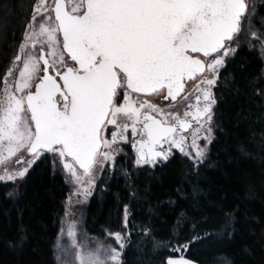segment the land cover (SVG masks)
Masks as SVG:
<instances>
[{"label":"trees","instance_id":"16d2710c","mask_svg":"<svg viewBox=\"0 0 264 264\" xmlns=\"http://www.w3.org/2000/svg\"><path fill=\"white\" fill-rule=\"evenodd\" d=\"M35 0H0V83ZM264 11V10H263ZM215 137L198 165L184 156L149 167L125 159L101 177L86 211L93 236L121 231L122 264H165L183 254L200 264H264V62L238 47L215 87ZM69 184L45 156L15 182L0 183V264H56Z\"/></svg>","mask_w":264,"mask_h":264},{"label":"water","instance_id":"95a60500","mask_svg":"<svg viewBox=\"0 0 264 264\" xmlns=\"http://www.w3.org/2000/svg\"><path fill=\"white\" fill-rule=\"evenodd\" d=\"M245 9L244 0H85V11L76 14L66 0H55L53 14L63 50L76 63V68L58 73L72 104L68 110L58 106L61 83L47 51L41 49L42 75L24 96L35 132L28 152L60 146L88 173L102 147L101 128L119 71L134 92L151 94L165 88L175 98L184 79L205 71L204 58L233 39ZM171 132L160 124L149 126L147 147ZM165 264L199 263L171 254Z\"/></svg>","mask_w":264,"mask_h":264},{"label":"rangeland","instance_id":"374dc122","mask_svg":"<svg viewBox=\"0 0 264 264\" xmlns=\"http://www.w3.org/2000/svg\"><path fill=\"white\" fill-rule=\"evenodd\" d=\"M66 1L71 11L84 10V0ZM54 3L55 0L34 1L32 15L22 40L0 83V183L19 181L35 162L49 156L53 161V169L61 172L69 184L55 243L56 264H122L121 255L128 236L126 210L122 216L121 231H105L103 236H93L85 229L88 202L98 181L103 177L101 173L105 163V167H111L113 158L109 149L111 144L118 141L119 133L108 137L105 130L102 131L103 147L88 173L66 156L61 147L50 151L40 150L35 154L28 152L35 132L24 96L34 89L42 75L40 50L45 49L51 63L59 69L63 63L68 62L53 14ZM263 10L264 0H252L243 24L244 33L235 35L221 52L207 61L208 70L215 77L242 44H248L258 51L264 62ZM123 83L124 81L121 82L122 85ZM215 117L216 110L200 137L197 134L194 138L192 149L195 159L201 162L215 137ZM134 166L144 167L137 163ZM181 249H175L173 254L183 255Z\"/></svg>","mask_w":264,"mask_h":264},{"label":"flooded vegetation","instance_id":"af4514ba","mask_svg":"<svg viewBox=\"0 0 264 264\" xmlns=\"http://www.w3.org/2000/svg\"><path fill=\"white\" fill-rule=\"evenodd\" d=\"M244 1L246 9L241 16L238 32L235 35L239 32L242 34L245 30L243 24H245L244 20L249 13L252 0ZM83 3L84 10L82 12L69 10L72 13L82 14L85 11V0ZM228 42L226 41L224 48ZM193 55L202 57L200 54ZM215 55L204 58L206 69L203 73L196 74L188 80L184 79L183 90L175 98L168 95L165 88L151 94L134 92L127 87L126 77L119 71V83L108 115L101 128V140L103 130H105L108 137H112L113 134L116 136L119 133V139L111 144L112 147L109 149L112 151L113 158L112 164H109L111 167H105L107 165L105 163L101 176L113 177L117 175L115 165L123 159L126 162L131 161L133 164L137 163L144 167L168 162L175 156L187 157L195 165L201 163V161L195 159L192 148L195 136L198 134L200 137L204 126L210 123L211 117L213 118L217 103L215 87L223 67L220 69L218 76L215 77L208 70L207 65V61ZM98 61H100V58ZM66 67L76 68V63L71 61L69 57L68 62L63 63L60 69L52 63V72L56 74L63 90L57 95L56 102L60 108L68 110L72 104V97L65 90L58 75ZM122 81H124V86L121 84ZM154 124L170 128L172 132L149 149L147 146L150 145L151 141L147 135V128Z\"/></svg>","mask_w":264,"mask_h":264},{"label":"bare ground","instance_id":"6f19581e","mask_svg":"<svg viewBox=\"0 0 264 264\" xmlns=\"http://www.w3.org/2000/svg\"><path fill=\"white\" fill-rule=\"evenodd\" d=\"M171 255V254H170ZM172 255H179V254H172ZM183 255H185V254H183ZM191 258V257H190ZM193 259V258H192ZM193 260H195V259H193ZM195 261H197V260H195ZM198 262V261H197ZM199 263V262H198ZM200 264V263H199Z\"/></svg>","mask_w":264,"mask_h":264}]
</instances>
